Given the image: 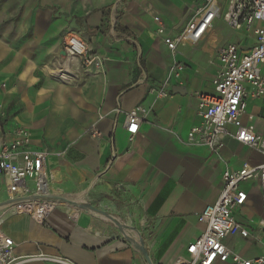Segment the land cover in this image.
Listing matches in <instances>:
<instances>
[{
	"label": "crops",
	"instance_id": "0c3cea01",
	"mask_svg": "<svg viewBox=\"0 0 264 264\" xmlns=\"http://www.w3.org/2000/svg\"><path fill=\"white\" fill-rule=\"evenodd\" d=\"M0 1V104L6 114L0 143L11 139L10 128L25 127L32 149L61 154L45 165L50 198L74 204L83 198L76 204L85 206L76 220L68 214L71 205L55 209L42 224L26 215L5 220L2 230L16 244L14 256L42 253L66 264H173L185 256L204 230L198 219L216 202L223 173L264 163L263 155L231 137L218 156L186 144L200 123L193 93L214 94L219 50L233 44L239 54L249 52L253 32L216 18L198 42L180 43L173 53L164 36H179L205 0ZM220 3L223 13L227 1ZM71 32L105 60L100 68L75 66L64 83L48 71L60 65L62 37ZM174 61L184 65L179 79L171 74ZM245 88L241 122L264 138V97L252 98L251 86ZM136 106L149 113L130 140L125 114ZM241 188L248 200L234 215L250 236L224 243L252 259L264 255V227L254 230L264 214L257 183ZM7 198L0 177V204Z\"/></svg>",
	"mask_w": 264,
	"mask_h": 264
},
{
	"label": "built area",
	"instance_id": "2783aa9c",
	"mask_svg": "<svg viewBox=\"0 0 264 264\" xmlns=\"http://www.w3.org/2000/svg\"><path fill=\"white\" fill-rule=\"evenodd\" d=\"M221 0H205L199 15L193 18L179 36H164L163 41L171 52H176L180 43L198 42L212 22L221 18L235 30H251L255 37V46L245 54H239L233 44L222 47L218 52L220 71L212 80L214 94L194 92L197 103V115L200 123L192 127L186 139L188 145L206 147L218 156L226 137L264 156V138L258 135L252 126H245L241 117L245 113V98L248 96L245 85L251 86L252 98L264 97V0H225L227 8L222 13ZM157 34L164 35V25L159 17L154 18ZM63 58L60 63L68 62L67 68L58 74L57 80L68 82L75 66L85 70L100 68L105 58L92 55L87 44L77 34L65 33L62 37ZM184 65L174 61L171 74L176 79ZM148 109L136 106L125 114V130L131 140L139 127L146 121ZM5 111L0 104V123L5 119ZM235 129L229 134L227 127ZM11 139L0 143V177L5 181L7 201L0 204V264H21L25 261H49L66 264L62 258L39 253L27 258H16V244L2 230L5 220L17 215H26L33 222L42 224L57 208L64 205L74 207L68 212L76 220L83 198L75 204L53 200L48 192V176L45 170L47 160L61 155L48 149H32L30 132L23 126H14L8 131ZM247 182L258 185L261 211L264 214V163L258 166H243L235 171L226 170L222 175V188L216 202L207 206L199 216L204 225L202 234L191 242L185 256H179L173 264H264V255L245 259L228 248L224 241L231 236L242 238L250 236V228L237 222L235 211L243 207L248 194L241 188ZM78 203V204H76ZM264 221L260 220L254 230H262Z\"/></svg>",
	"mask_w": 264,
	"mask_h": 264
},
{
	"label": "bare ground",
	"instance_id": "6f19581e",
	"mask_svg": "<svg viewBox=\"0 0 264 264\" xmlns=\"http://www.w3.org/2000/svg\"><path fill=\"white\" fill-rule=\"evenodd\" d=\"M68 62H65V63H60V65L58 66V68H56L55 70L53 69L52 70V73L51 71H48L50 74H52V76L56 79L58 77V74H61L68 66ZM98 214V213H97ZM102 216V215H101ZM123 231V230H122ZM128 234V232L126 233ZM138 239V238H137ZM136 244V243H135Z\"/></svg>",
	"mask_w": 264,
	"mask_h": 264
},
{
	"label": "water",
	"instance_id": "95a60500",
	"mask_svg": "<svg viewBox=\"0 0 264 264\" xmlns=\"http://www.w3.org/2000/svg\"><path fill=\"white\" fill-rule=\"evenodd\" d=\"M83 207H85V206H80V208H83Z\"/></svg>",
	"mask_w": 264,
	"mask_h": 264
},
{
	"label": "rangeland",
	"instance_id": "374dc122",
	"mask_svg": "<svg viewBox=\"0 0 264 264\" xmlns=\"http://www.w3.org/2000/svg\"><path fill=\"white\" fill-rule=\"evenodd\" d=\"M2 1H0V3H1ZM71 33H73V32H71ZM73 34H75V33H73Z\"/></svg>",
	"mask_w": 264,
	"mask_h": 264
}]
</instances>
